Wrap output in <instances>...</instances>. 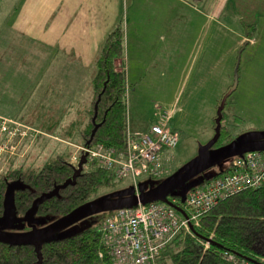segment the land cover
<instances>
[{"label":"rangeland","instance_id":"rangeland-1","mask_svg":"<svg viewBox=\"0 0 264 264\" xmlns=\"http://www.w3.org/2000/svg\"><path fill=\"white\" fill-rule=\"evenodd\" d=\"M143 1L0 0V114L48 130L51 136L38 139L23 164L24 171L35 173L48 159L62 154L69 157L76 151L63 141L86 143L76 133L68 134L67 127L72 117L80 115L84 107L80 101L85 97L91 101L93 88H87L85 82L67 86L68 80L77 77L80 62L64 54L63 40L75 32L72 46H77L84 31L98 37L117 23H122L125 32L126 72L129 34L134 76L127 92L128 126L132 130L150 127L165 111H172L169 126L179 134V144L171 151L170 175L198 158L204 145L215 138L218 103L231 87L236 90L227 99L222 125L228 127L233 141L248 133H259L258 139L264 140V0H225L228 5L217 8L221 12L216 20L211 8L200 7L196 12L175 0H149L151 6ZM136 16V24L131 25ZM251 24L254 34L247 35L245 25ZM66 27L69 29L64 34ZM137 42L143 46L136 55L133 48ZM59 63L75 64L74 76L67 77V70ZM117 67L122 68L119 63ZM89 70L92 75L96 64ZM83 72L81 78L84 74L87 77L89 72ZM48 122L56 125L47 128ZM233 160L207 169L190 183L199 184L205 176L218 174ZM168 176H142L139 183L147 191ZM131 185L126 178L105 186L90 201L123 197ZM182 190L176 192L181 195ZM113 213L91 215L55 236L99 227ZM23 217L17 216L6 231H29ZM57 219L35 215L33 226L39 229Z\"/></svg>","mask_w":264,"mask_h":264},{"label":"trees","instance_id":"trees-1","mask_svg":"<svg viewBox=\"0 0 264 264\" xmlns=\"http://www.w3.org/2000/svg\"><path fill=\"white\" fill-rule=\"evenodd\" d=\"M245 28L247 35L254 34L253 24L245 25ZM124 57L125 32L122 23H118L106 36L96 60L92 81L94 97L88 114V125L82 133L84 142L91 138L94 128L99 125L91 144H103L119 150L125 147L128 127L127 92L130 86ZM118 63L122 68L117 67ZM235 90V87H231L227 99ZM224 109L222 121L225 120ZM220 132L214 148L233 141L228 127L222 125ZM224 139H228V142L223 143ZM28 160L0 174V217L5 211L9 185L15 182L22 185L14 193L16 214L22 217L37 198L53 191L74 175V167L64 154L48 159L35 173L23 170V164ZM219 175H214V178ZM117 182L113 174L104 168L83 169L74 184L61 189L58 195L40 204L36 215L65 216L89 202L103 187ZM100 253H103L102 257ZM225 253L232 255L237 263L228 260ZM41 255L42 264H114L102 244L98 227L62 239H46L41 247ZM159 259L160 264H264V185L257 189L242 190L218 202L200 216L198 224L193 225L190 232L179 233ZM0 264H39L36 245L0 242Z\"/></svg>","mask_w":264,"mask_h":264},{"label":"built area","instance_id":"built-area-1","mask_svg":"<svg viewBox=\"0 0 264 264\" xmlns=\"http://www.w3.org/2000/svg\"><path fill=\"white\" fill-rule=\"evenodd\" d=\"M171 117L172 111H165L147 132H133L128 126L122 150L103 144L76 145L63 141L76 149L68 162L77 168L86 154L84 169L104 168L117 181L130 178L138 190L142 176L158 179L171 173V151L179 144V134L169 126ZM42 136L51 137L18 119L0 116V174L25 161ZM263 185L264 151L245 153L235 157L226 172L188 192L184 204L170 198L183 208L186 216L163 202L117 210L98 227L102 244L114 264H157L172 240L181 232H190L200 216L218 202L242 190ZM224 256L237 263L232 255L225 253Z\"/></svg>","mask_w":264,"mask_h":264},{"label":"water","instance_id":"water-1","mask_svg":"<svg viewBox=\"0 0 264 264\" xmlns=\"http://www.w3.org/2000/svg\"><path fill=\"white\" fill-rule=\"evenodd\" d=\"M230 93L231 91H229L223 97V100L217 109V118L215 120V138L204 145L198 158H196L186 166L180 168L175 173L168 176L159 185L150 190L145 191L144 186L141 183L138 184V190L133 185H131L127 192L125 191L126 195L123 197L110 200H96L92 202L89 201L74 209L69 214L59 217V219H57L53 223L37 229L35 225L33 226V221L38 211L39 205L42 204L45 200L51 199L54 196L58 195L61 189H64L70 184L75 183L76 179L80 176L84 169L83 165L86 163V154H84L81 157V161L78 164V167L74 168L73 177L67 180L64 184L56 186L53 191L45 193L37 198L34 201L32 207L26 212L23 218L28 223L31 229L26 232L12 233L6 231V229L17 220L16 207L14 203V193L16 189H21L22 185L20 182H15L9 185L4 203L5 211L3 216L0 217V224L2 223V226L0 227V242L10 245L35 244L36 252L39 258V264H42L41 247L43 242L46 239L57 240L65 238H58L55 235L91 215L110 210H114L115 212L124 208H134L139 204L147 205L154 202H163L171 205L181 214L186 216L183 208L180 205L174 204L170 200V198H176L179 200L180 204H184L188 192L205 183L206 181L214 178V176H205L201 179V182H199V184L190 183L193 178L213 166L220 165L221 162L229 158L242 156L248 152L264 151V140L258 139L260 135L259 133H248L238 137L231 143L218 148H213L220 138L223 118L222 110L225 107L227 97ZM98 126L99 125L94 128L91 138L86 142V145H91ZM225 170L226 169H223L219 173L222 174L226 172ZM184 185H186V187H183ZM180 188H183L181 195L176 192V190H179Z\"/></svg>","mask_w":264,"mask_h":264},{"label":"crops","instance_id":"crops-1","mask_svg":"<svg viewBox=\"0 0 264 264\" xmlns=\"http://www.w3.org/2000/svg\"><path fill=\"white\" fill-rule=\"evenodd\" d=\"M144 1L146 4H149V6H151V2L149 0H144ZM175 2L179 3L182 7H186L189 10H194L196 12H199L200 7H202L203 10L211 8L212 13H213L212 18L215 20L217 17L220 19L219 13L221 11L220 10L217 11V8H222L225 5H228L225 0H175ZM134 7H135V10L137 12V5ZM136 21H137V16L135 17L134 20L131 21L130 24L131 25L133 23L136 24ZM130 24L128 22V25H130ZM116 25L111 27V29H109V31H104L100 35H97L98 37H96V35L88 36L87 31H84V34L79 36L80 42L77 46L76 45L72 46V44H74L75 32L69 33L64 38L62 45H63V48L65 49V52L63 51V49H62V51L64 52V54H69V55L73 56L74 60L78 59L80 62V65L77 66V68H78L77 77H75L74 79L72 78V79L68 80L67 86L78 87V86L82 85L83 82H85V83H87V88H90V85H92V88H93L92 81H93V78L95 75V71L92 73V75H90L89 67L96 64L95 62H96L97 57L99 55V52L103 46V43H104L106 36ZM68 29H69L68 27L65 28L64 34L66 33V31ZM94 37L98 38L99 41L98 40L96 41L94 39ZM127 41H128L127 42V45H128V47H127V49H128V65H127L126 76L128 78L127 82L130 86L131 84L129 83V81L132 80V78H134V76L132 74L133 71H132L131 64H130L131 53H130V45H129V34H128V40ZM141 46H143L141 42L134 43L133 51L135 52L136 55L139 54V52H140L139 50H140ZM58 65H59V67L64 66V70H67V75L65 74L67 77L74 76V74L71 72H73L75 70V68H76L75 64L59 63ZM51 66L55 67V64H52ZM81 71L89 72L87 74V77L84 74L83 78H81L82 77V74L80 73ZM69 72L71 74H69ZM92 91H93V89H92ZM75 97L80 98V96L77 95L76 93H75ZM93 97H94V94L92 92L91 101H90V97H85L82 101H80V103L83 104L84 107H83V109H81L82 111H81L79 116L72 117V119L69 121V123H68L69 125L67 127L68 128V132H67L68 134H69V131L71 130V128L74 127L75 129H74L73 133L70 131L71 132L70 134L76 133V136H79V138L82 139V133L84 132V130L86 129V127L88 125V120H89L88 114H89V111H90L91 106H92ZM73 99L75 100L74 97H73ZM74 100L70 99L69 102H73ZM0 116L7 117V116L1 115V114H0ZM46 125H47V128H49V126L51 124H50V122H48ZM55 125H56V123L53 122V124L51 126L53 127ZM31 126H33V125H31ZM33 127H36V126H33ZM36 128L40 129L44 133L50 134L48 130L41 129L40 127H36ZM149 128L150 127H143L141 130H137V129H133L134 131L132 129L131 130L133 132H147L149 130ZM70 143H72V142H70ZM82 143L80 141V143H73V144L80 145Z\"/></svg>","mask_w":264,"mask_h":264},{"label":"flooded vegetation","instance_id":"flooded-vegetation-1","mask_svg":"<svg viewBox=\"0 0 264 264\" xmlns=\"http://www.w3.org/2000/svg\"><path fill=\"white\" fill-rule=\"evenodd\" d=\"M214 148V147H213Z\"/></svg>","mask_w":264,"mask_h":264}]
</instances>
